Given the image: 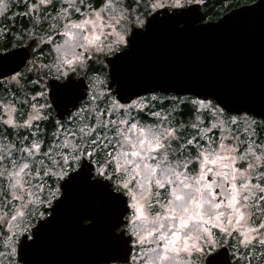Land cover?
Segmentation results:
<instances>
[{
  "label": "snow or ice",
  "instance_id": "1",
  "mask_svg": "<svg viewBox=\"0 0 264 264\" xmlns=\"http://www.w3.org/2000/svg\"><path fill=\"white\" fill-rule=\"evenodd\" d=\"M204 3L0 0V264H29L77 183L115 207L98 264H264V113L120 75L156 21L264 7L223 0L213 22ZM97 220L82 209L83 228Z\"/></svg>",
  "mask_w": 264,
  "mask_h": 264
},
{
  "label": "water",
  "instance_id": "2",
  "mask_svg": "<svg viewBox=\"0 0 264 264\" xmlns=\"http://www.w3.org/2000/svg\"><path fill=\"white\" fill-rule=\"evenodd\" d=\"M194 20L192 13L150 24L149 32L135 40L121 77L136 89L212 92L264 113V7L234 11L205 28L194 27ZM180 22L183 29L177 27ZM101 199L99 190L70 186L54 222L29 252V264H98L115 212L107 202L95 209ZM85 207L98 213L92 229L79 223Z\"/></svg>",
  "mask_w": 264,
  "mask_h": 264
},
{
  "label": "trees",
  "instance_id": "3",
  "mask_svg": "<svg viewBox=\"0 0 264 264\" xmlns=\"http://www.w3.org/2000/svg\"><path fill=\"white\" fill-rule=\"evenodd\" d=\"M201 8L203 12L207 13L210 20H217L222 16V12H226L228 10L225 8L223 0H205V3L201 6ZM181 111L183 112V115L179 117L185 120L188 119V109L182 105Z\"/></svg>",
  "mask_w": 264,
  "mask_h": 264
},
{
  "label": "flooded vegetation",
  "instance_id": "4",
  "mask_svg": "<svg viewBox=\"0 0 264 264\" xmlns=\"http://www.w3.org/2000/svg\"><path fill=\"white\" fill-rule=\"evenodd\" d=\"M14 10L17 11V9H14ZM18 11H23V9L22 8H19ZM25 19L26 18H24V17H16L13 20H4V21H2V24L4 26H10V27L11 26H20L21 24L24 23Z\"/></svg>",
  "mask_w": 264,
  "mask_h": 264
},
{
  "label": "rangeland",
  "instance_id": "5",
  "mask_svg": "<svg viewBox=\"0 0 264 264\" xmlns=\"http://www.w3.org/2000/svg\"><path fill=\"white\" fill-rule=\"evenodd\" d=\"M17 9V11L19 10V8H16ZM181 106L182 105H178V108L181 110ZM178 119H181L179 116L177 117Z\"/></svg>",
  "mask_w": 264,
  "mask_h": 264
}]
</instances>
